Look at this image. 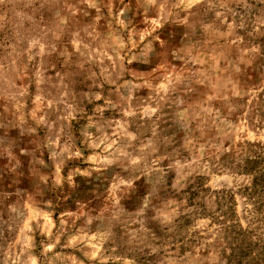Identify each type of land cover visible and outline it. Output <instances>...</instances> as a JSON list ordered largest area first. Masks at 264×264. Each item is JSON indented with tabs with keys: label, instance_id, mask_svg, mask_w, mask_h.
<instances>
[{
	"label": "rangeland",
	"instance_id": "rangeland-1",
	"mask_svg": "<svg viewBox=\"0 0 264 264\" xmlns=\"http://www.w3.org/2000/svg\"><path fill=\"white\" fill-rule=\"evenodd\" d=\"M0 264H264V0H0Z\"/></svg>",
	"mask_w": 264,
	"mask_h": 264
}]
</instances>
